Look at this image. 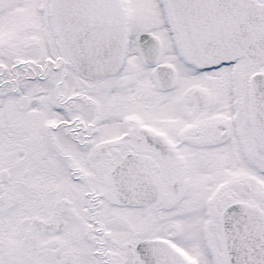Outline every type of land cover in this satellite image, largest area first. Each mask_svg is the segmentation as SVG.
Segmentation results:
<instances>
[{
  "label": "snow or ice",
  "instance_id": "1",
  "mask_svg": "<svg viewBox=\"0 0 264 264\" xmlns=\"http://www.w3.org/2000/svg\"><path fill=\"white\" fill-rule=\"evenodd\" d=\"M0 264H264V0H0Z\"/></svg>",
  "mask_w": 264,
  "mask_h": 264
}]
</instances>
